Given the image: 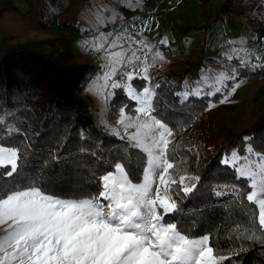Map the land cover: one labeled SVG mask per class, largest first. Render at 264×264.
Masks as SVG:
<instances>
[{
  "label": "snow or ice",
  "instance_id": "1",
  "mask_svg": "<svg viewBox=\"0 0 264 264\" xmlns=\"http://www.w3.org/2000/svg\"><path fill=\"white\" fill-rule=\"evenodd\" d=\"M93 7L95 34L84 44L102 53L104 63L90 91L106 101L120 89L136 102L134 108L128 103L119 108L114 125L103 122L125 146L106 159H101L103 154L88 153L99 166L91 170L90 187L52 188L43 174L27 171L32 154L28 134L9 123L10 114H0V264H231L237 254L231 249L226 254L218 238L210 233L190 238L192 234L174 222L173 214L179 209L173 193L187 196L197 184L189 186L185 181L199 183L201 177L180 169L183 161L174 127L157 107L156 90L161 85L150 76L149 68L163 59V53H153L149 64L154 46L140 33L115 27L104 30L117 14L105 3ZM137 68L142 71L136 72ZM232 71L228 76L202 69L190 88L174 95L184 103L189 96H213L229 88L235 92L240 86L239 69ZM137 79L144 83L135 84ZM226 99L227 93L220 102ZM126 108L135 115L126 114ZM250 139L243 138V154L232 149L220 161L232 168L244 187L214 188L213 192L218 197L231 196L244 208L247 223L234 226L236 239L264 243V152L256 151ZM129 149L141 155L133 157ZM245 188L250 189L246 195Z\"/></svg>",
  "mask_w": 264,
  "mask_h": 264
},
{
  "label": "rangeland",
  "instance_id": "2",
  "mask_svg": "<svg viewBox=\"0 0 264 264\" xmlns=\"http://www.w3.org/2000/svg\"><path fill=\"white\" fill-rule=\"evenodd\" d=\"M206 1L205 4L201 0H0V58L8 49L25 48L60 59L66 57L72 64L93 65L94 74L82 97L96 125L108 133L103 122L114 125L120 107L125 103L132 108L137 105L126 98L114 106L112 102L119 89L106 101L90 91L92 81L101 71L99 66L104 63L102 53L84 44L86 40L91 42L95 34V5L105 3L117 14L118 18L104 30L111 31L115 27L117 31L127 29L140 33L154 46L148 56L149 64L153 62V53H163V59H157L149 68L150 76L160 85L191 69L203 56L202 69L214 73L232 76V70L237 68L239 72L259 70L260 73L253 76L238 73L240 86L235 92L225 89L215 101L211 100L214 95L203 96L210 102L207 110L174 129L178 153L184 146L199 144L211 150L235 134L264 122V0H234L232 8L224 10L225 0ZM229 55L235 59L228 60ZM242 61L246 62L243 66ZM134 83L144 82L137 79ZM226 93V102L221 103ZM125 111L135 115L128 113L127 108ZM122 144L125 146L124 141ZM129 154L141 155L137 149H129ZM188 164L192 163L183 161L179 167L190 175ZM195 182L185 181L189 186Z\"/></svg>",
  "mask_w": 264,
  "mask_h": 264
},
{
  "label": "trees",
  "instance_id": "3",
  "mask_svg": "<svg viewBox=\"0 0 264 264\" xmlns=\"http://www.w3.org/2000/svg\"><path fill=\"white\" fill-rule=\"evenodd\" d=\"M233 1L225 0L223 10L231 9ZM201 2L206 4L207 1ZM203 58L182 75H174L163 82L156 90L160 116L170 121L174 129L184 122L193 121L195 116L200 117L210 104L203 96L189 97L181 103V98L174 95L193 85L205 66ZM94 71L93 65L72 64L66 57L60 59L25 48L8 49L0 58V114H10L12 119L9 123L28 134L32 154L27 171L43 174L45 183L52 188L70 190L90 187L94 182L91 170L99 166L96 157L88 153L103 154L101 159H106L124 146L120 139L96 125L89 105L82 97ZM259 73V70L248 72L243 69L239 75ZM218 96L221 93L211 100L215 101ZM125 99L124 92L119 89L112 104L115 106ZM244 137L251 138L249 143L254 149L264 151V122L235 134L226 143L211 150L200 144L179 149L180 159L192 163L188 164L190 175H199L201 179L199 183L195 182L196 190L187 196L181 192L177 197L173 193L179 209L173 214L174 222L192 234L190 238L197 233H210L214 239L218 238L219 246L226 254L229 249L237 254L231 264H264V243L236 239L234 226L247 223L243 206L229 195L218 197L213 192L214 188L244 187V181L237 180L232 168L220 163L221 158L232 149H240L243 154ZM17 139L22 140L23 136ZM188 149H194L195 153ZM247 191L245 188V195Z\"/></svg>",
  "mask_w": 264,
  "mask_h": 264
}]
</instances>
